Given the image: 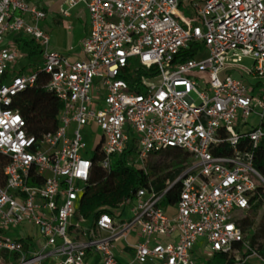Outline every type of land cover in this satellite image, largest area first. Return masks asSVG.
Wrapping results in <instances>:
<instances>
[{"label": "built area", "instance_id": "1", "mask_svg": "<svg viewBox=\"0 0 264 264\" xmlns=\"http://www.w3.org/2000/svg\"><path fill=\"white\" fill-rule=\"evenodd\" d=\"M79 4L90 25L85 59L72 60L51 51L42 8L0 0V155L8 158L0 264H14L11 256L17 264H196V256L220 254L234 264H264L241 226L264 192L253 165L264 151V0H63L60 15ZM9 34L41 49L44 86L63 104L53 132L31 134L11 109L37 75L2 80L21 56L2 45ZM231 69L252 82L233 78ZM93 125L102 135L89 159L82 131ZM166 148L187 153L189 163L162 191L148 183L112 214H80L96 157L110 171L113 157L126 154L128 165L146 172L147 160ZM177 183L176 202L163 206ZM24 225L36 234L8 238Z\"/></svg>", "mask_w": 264, "mask_h": 264}, {"label": "trees", "instance_id": "2", "mask_svg": "<svg viewBox=\"0 0 264 264\" xmlns=\"http://www.w3.org/2000/svg\"><path fill=\"white\" fill-rule=\"evenodd\" d=\"M19 50L27 52V58L33 60L19 73L36 74V84L32 89L19 93L13 100L11 109L18 112L26 121L28 131L33 135H42L56 130L58 127V116L63 104L44 86L48 82V76L41 72L42 52L38 44L33 40H26L20 37L16 40ZM185 57H191L188 52H183ZM39 56L38 58H35ZM30 69V70H29ZM15 77V76H14ZM8 79V71L3 79ZM157 159L146 162V172L135 164L128 165L126 154L114 156L110 171H105L97 164V157L92 167L90 179L79 202V212L82 216L91 218L101 213H113L116 203L124 197L131 196L138 188L146 187L151 183L155 190L160 192L164 189L167 181L173 182L183 170V166L189 160V155L177 148H166L157 153ZM8 158L0 155V185L4 182L3 169ZM253 165L264 177V151L255 153ZM181 190V183L175 186L166 194L162 205L176 202ZM264 192L259 203L241 221L244 232L254 230L250 237L252 245H256L258 251L264 255V212L257 219L261 211ZM233 258L223 255H216L209 264H234Z\"/></svg>", "mask_w": 264, "mask_h": 264}, {"label": "crops", "instance_id": "3", "mask_svg": "<svg viewBox=\"0 0 264 264\" xmlns=\"http://www.w3.org/2000/svg\"><path fill=\"white\" fill-rule=\"evenodd\" d=\"M28 1L31 4L39 6L46 13V18L41 23V27L50 37L51 51L67 55L72 60H84L85 56L82 51V42L89 32L90 25L89 15L85 6L79 4L71 9L69 11V16L65 17L68 22L64 23L63 17L59 12L63 5V0ZM20 37L23 36L9 34L5 37L2 45L4 47H11L19 50L16 40ZM23 68H21L18 73ZM18 73L15 76H17ZM24 74L29 73L26 72Z\"/></svg>", "mask_w": 264, "mask_h": 264}, {"label": "rangeland", "instance_id": "4", "mask_svg": "<svg viewBox=\"0 0 264 264\" xmlns=\"http://www.w3.org/2000/svg\"><path fill=\"white\" fill-rule=\"evenodd\" d=\"M179 11L184 14L186 17L190 16V10L189 8H183L180 7ZM63 21L64 23H67L68 21L65 19V17H63ZM26 40H31L29 37H24ZM20 58L17 60V62L13 65L10 66L7 71H8V79H5L4 81L7 83L9 82L13 76H15L18 71L23 68L24 66L28 65V64H33V60H29V58H27V52L24 50H20ZM39 56H36L35 58H38ZM136 63V60L132 61V65H134ZM241 66L245 69L250 70L252 68V60L251 59H244L243 62L241 63ZM228 74H230L233 78H238V79H242V80H247V82H252L251 78L249 76H245L243 75V71L239 70V69H231L227 72ZM221 78L223 77L220 76ZM101 131L95 126H91V127H86L83 131H82V136L85 140L86 143V153H83V156L89 159H92V157L94 156V152L95 149L97 148V146L99 145L100 139H101ZM157 159V156L153 155L151 156L147 162L153 161ZM189 163V162H188ZM137 167H139L141 164L140 163H136L135 164ZM146 168V165H145ZM115 211V210H114ZM121 211H117L115 213L116 216H118V214H120ZM262 212H264V208H261L260 213L257 215V219H259L262 216ZM127 209H125L124 211V215L122 217L123 220H126L128 218V214H127ZM249 215V213H248ZM247 216V215H246ZM245 216V217H246ZM28 231L31 235L36 234V230L29 225H24V227H19L17 228L14 233H11L8 235V238L11 239H21V233L20 231ZM254 233V230L251 229L250 232H248V238H250ZM260 243H264V241H261ZM196 250L199 249V246L195 247ZM196 256V255H195ZM195 262L196 264H209L210 260H206L203 258H199L198 256L195 257ZM11 261L14 264H17L18 261L15 260V258L13 256L10 257ZM254 262L253 259H250L247 264H252Z\"/></svg>", "mask_w": 264, "mask_h": 264}]
</instances>
